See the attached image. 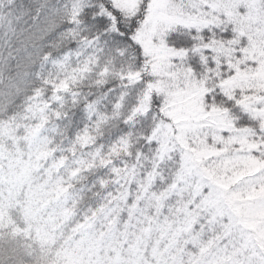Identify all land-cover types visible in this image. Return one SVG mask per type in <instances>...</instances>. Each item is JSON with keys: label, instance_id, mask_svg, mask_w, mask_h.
Here are the masks:
<instances>
[{"label": "snow or ice", "instance_id": "obj_1", "mask_svg": "<svg viewBox=\"0 0 264 264\" xmlns=\"http://www.w3.org/2000/svg\"><path fill=\"white\" fill-rule=\"evenodd\" d=\"M0 264H264V0H0Z\"/></svg>", "mask_w": 264, "mask_h": 264}]
</instances>
